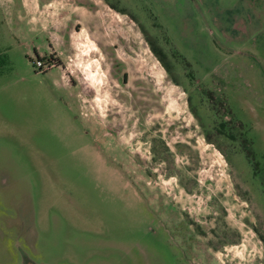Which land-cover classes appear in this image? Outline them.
<instances>
[{"label": "rangeland", "instance_id": "rangeland-1", "mask_svg": "<svg viewBox=\"0 0 264 264\" xmlns=\"http://www.w3.org/2000/svg\"><path fill=\"white\" fill-rule=\"evenodd\" d=\"M0 264H264V0H0Z\"/></svg>", "mask_w": 264, "mask_h": 264}, {"label": "crops", "instance_id": "crops-1", "mask_svg": "<svg viewBox=\"0 0 264 264\" xmlns=\"http://www.w3.org/2000/svg\"><path fill=\"white\" fill-rule=\"evenodd\" d=\"M16 12H7V16L11 17L13 15H15ZM18 17L24 18V19H28V21H33V22H37V23H42L41 19L38 17V13L37 12H17ZM43 28H45L46 25H41ZM59 83V82H58ZM60 85V83H59Z\"/></svg>", "mask_w": 264, "mask_h": 264}, {"label": "built area", "instance_id": "built-area-1", "mask_svg": "<svg viewBox=\"0 0 264 264\" xmlns=\"http://www.w3.org/2000/svg\"><path fill=\"white\" fill-rule=\"evenodd\" d=\"M36 66L40 68V70L44 71L52 66V64L48 65L45 60L39 58L36 62Z\"/></svg>", "mask_w": 264, "mask_h": 264}, {"label": "trees", "instance_id": "trees-1", "mask_svg": "<svg viewBox=\"0 0 264 264\" xmlns=\"http://www.w3.org/2000/svg\"><path fill=\"white\" fill-rule=\"evenodd\" d=\"M113 6V5H112ZM113 8H115L116 9V7L115 6H113ZM153 48V50L155 51V53L157 54V56L159 57V59H160V61L164 64V66L166 67V69L170 72V69H169V67L167 66V64L165 63V60H164V58L160 55V52H158V50L153 46L152 47ZM38 56V55H37ZM40 57L38 56L37 57V60L39 59ZM36 60V61H37ZM32 61H34V60H32ZM51 61V60H50ZM49 61V62H50ZM34 63H35V61H34ZM211 96L213 97V94L211 93Z\"/></svg>", "mask_w": 264, "mask_h": 264}]
</instances>
